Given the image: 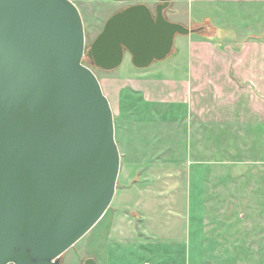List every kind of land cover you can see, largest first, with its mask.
Listing matches in <instances>:
<instances>
[{
	"label": "water",
	"instance_id": "1",
	"mask_svg": "<svg viewBox=\"0 0 264 264\" xmlns=\"http://www.w3.org/2000/svg\"><path fill=\"white\" fill-rule=\"evenodd\" d=\"M86 49L71 0H0V264H60L111 204L120 169L110 102L93 70L172 52L171 0H127ZM82 264H98L92 256Z\"/></svg>",
	"mask_w": 264,
	"mask_h": 264
},
{
	"label": "crops",
	"instance_id": "2",
	"mask_svg": "<svg viewBox=\"0 0 264 264\" xmlns=\"http://www.w3.org/2000/svg\"><path fill=\"white\" fill-rule=\"evenodd\" d=\"M231 4L251 6L256 18L253 27L233 25L234 32L225 29L230 28L224 19ZM169 6L166 16L170 21L187 27L213 26L215 34L180 38L186 53L182 74L172 70L171 75L166 74L165 63L160 62L131 69L123 79L115 77L103 85L100 82L102 90L110 105L118 106L123 96L185 122L186 131H178L189 133L188 151H194L192 136L208 131L220 134V141L204 147L235 153L230 147L241 138L232 143L226 131L237 136L243 128L256 127L264 136V18L258 20L264 0H171ZM166 153L151 159L129 152L124 170L120 164L115 194L100 224L102 252L90 251L98 264H113L109 247L119 252L131 245L189 243L187 162L178 157L177 150L175 156ZM255 156L250 161L263 166L264 151ZM166 179L170 184L163 182Z\"/></svg>",
	"mask_w": 264,
	"mask_h": 264
},
{
	"label": "rangeland",
	"instance_id": "3",
	"mask_svg": "<svg viewBox=\"0 0 264 264\" xmlns=\"http://www.w3.org/2000/svg\"><path fill=\"white\" fill-rule=\"evenodd\" d=\"M71 1L78 7L83 20L86 49L101 31L107 18L132 3L127 0ZM154 1L146 0L151 6ZM169 10L170 6L164 10L165 16ZM226 14L227 19H223L230 28L225 29L230 32H234L233 25L246 29L253 27L256 22V18L251 14L250 5H228ZM259 14L258 20L264 18V9H261ZM197 34H176L172 52L150 65L165 63L166 68L163 72L166 74L171 75V70L182 74L186 53L180 38ZM200 34L214 35L215 28L209 26ZM237 37L242 36L237 35ZM83 62L93 70L102 85L115 77L123 79L128 71L137 68L132 64L127 52L120 65L111 71L90 65L86 57L83 58ZM175 64L180 65L176 67ZM111 108L114 116L115 140L123 170L129 152L134 156L139 154L153 159L162 157V153L166 151L168 157L171 153L175 156L177 150L178 157L184 158L187 162L190 230L188 244L131 245L123 247L119 252L109 247L111 262L113 264H143L144 261H148V264H264V165L260 166L252 162L256 158V152L264 151V136L259 128H243L244 132H238L237 136L234 132L226 131V136L231 137L232 143L235 138H241L230 147V150L234 148L235 153L223 148L221 153L218 147L214 150L204 147L210 144L217 145L220 141L218 133L207 131L201 133L200 137L194 134L191 138V143L194 144L193 153L192 149L188 151L186 147L190 135L188 132H183L188 125L183 121L173 120L169 112L145 106L138 100L127 101L123 96L120 97V104L117 106L116 103H112ZM179 129L183 131H178ZM207 148L209 149L206 150ZM189 159L191 163L188 162ZM163 182L170 184L171 181L166 179ZM159 183L161 184L162 181ZM106 215L104 214L93 230L91 229L61 255L60 264H82L84 258L90 256L91 250L102 252L103 247L100 242L102 243L103 226L100 224L106 219Z\"/></svg>",
	"mask_w": 264,
	"mask_h": 264
},
{
	"label": "trees",
	"instance_id": "4",
	"mask_svg": "<svg viewBox=\"0 0 264 264\" xmlns=\"http://www.w3.org/2000/svg\"><path fill=\"white\" fill-rule=\"evenodd\" d=\"M203 35H206V34H203ZM206 36L211 37L212 35H206Z\"/></svg>",
	"mask_w": 264,
	"mask_h": 264
},
{
	"label": "flooded vegetation",
	"instance_id": "5",
	"mask_svg": "<svg viewBox=\"0 0 264 264\" xmlns=\"http://www.w3.org/2000/svg\"><path fill=\"white\" fill-rule=\"evenodd\" d=\"M154 3H156V0L154 1Z\"/></svg>",
	"mask_w": 264,
	"mask_h": 264
}]
</instances>
